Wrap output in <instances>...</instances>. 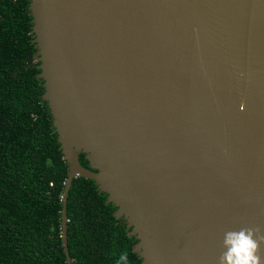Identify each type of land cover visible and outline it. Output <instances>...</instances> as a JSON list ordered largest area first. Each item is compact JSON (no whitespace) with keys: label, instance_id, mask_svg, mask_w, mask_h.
<instances>
[{"label":"water","instance_id":"95a60500","mask_svg":"<svg viewBox=\"0 0 264 264\" xmlns=\"http://www.w3.org/2000/svg\"><path fill=\"white\" fill-rule=\"evenodd\" d=\"M28 8L43 99L68 165L67 264L76 176L116 206L141 264H217L225 231H264V0Z\"/></svg>","mask_w":264,"mask_h":264},{"label":"trees","instance_id":"16d2710c","mask_svg":"<svg viewBox=\"0 0 264 264\" xmlns=\"http://www.w3.org/2000/svg\"><path fill=\"white\" fill-rule=\"evenodd\" d=\"M30 0H0V264H67L62 193L68 175L33 42ZM80 163L90 168L85 153ZM76 176L66 202L71 264H141L116 206Z\"/></svg>","mask_w":264,"mask_h":264},{"label":"clouds","instance_id":"9594fccd","mask_svg":"<svg viewBox=\"0 0 264 264\" xmlns=\"http://www.w3.org/2000/svg\"><path fill=\"white\" fill-rule=\"evenodd\" d=\"M262 244L264 231L258 227H241L225 231L217 264H264ZM116 264H130L126 251L120 254Z\"/></svg>","mask_w":264,"mask_h":264}]
</instances>
